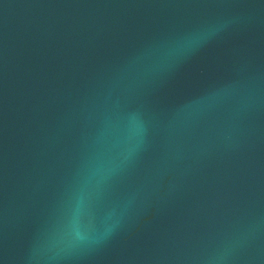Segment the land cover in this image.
<instances>
[{
    "label": "water",
    "instance_id": "95a60500",
    "mask_svg": "<svg viewBox=\"0 0 264 264\" xmlns=\"http://www.w3.org/2000/svg\"><path fill=\"white\" fill-rule=\"evenodd\" d=\"M0 264H264V0H0Z\"/></svg>",
    "mask_w": 264,
    "mask_h": 264
}]
</instances>
